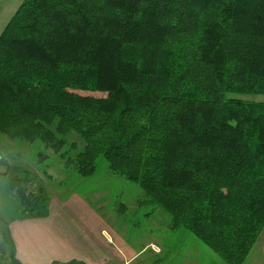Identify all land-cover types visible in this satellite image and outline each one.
<instances>
[{
    "label": "trees",
    "instance_id": "trees-1",
    "mask_svg": "<svg viewBox=\"0 0 264 264\" xmlns=\"http://www.w3.org/2000/svg\"><path fill=\"white\" fill-rule=\"evenodd\" d=\"M0 133L68 146L82 175L104 155L243 264L264 229V0H23L0 34ZM28 179L8 181L17 218L44 217Z\"/></svg>",
    "mask_w": 264,
    "mask_h": 264
},
{
    "label": "rangeland",
    "instance_id": "rangeland-1",
    "mask_svg": "<svg viewBox=\"0 0 264 264\" xmlns=\"http://www.w3.org/2000/svg\"><path fill=\"white\" fill-rule=\"evenodd\" d=\"M22 1L0 0V34ZM250 98L259 100L261 96ZM68 138L79 143L75 133ZM68 150L67 146L55 151L39 138L30 141L0 133V242L5 251L8 242L3 220L11 223L19 211L8 181L17 175L29 178L30 187H42L47 216L57 224L76 217L87 220L90 216L100 221L122 252V243L134 251L136 255L130 264H227L191 231L173 228L167 212L146 201L137 182L113 173L104 155L97 157L92 173L82 175L73 162H66L67 154L60 158L59 154ZM71 153L73 156L76 151ZM76 201L91 211L84 214ZM75 228L79 229H71ZM70 234L75 235V231ZM243 264H264V229Z\"/></svg>",
    "mask_w": 264,
    "mask_h": 264
},
{
    "label": "crops",
    "instance_id": "crops-1",
    "mask_svg": "<svg viewBox=\"0 0 264 264\" xmlns=\"http://www.w3.org/2000/svg\"><path fill=\"white\" fill-rule=\"evenodd\" d=\"M76 205L84 214L91 211L81 202L76 201ZM50 217L16 218L11 223L3 220L8 244L6 251L2 247L0 264H130L136 255L123 243L122 252L93 216L58 224Z\"/></svg>",
    "mask_w": 264,
    "mask_h": 264
},
{
    "label": "built area",
    "instance_id": "built-area-1",
    "mask_svg": "<svg viewBox=\"0 0 264 264\" xmlns=\"http://www.w3.org/2000/svg\"><path fill=\"white\" fill-rule=\"evenodd\" d=\"M2 256H3V249H2V245L0 243V261L2 260Z\"/></svg>",
    "mask_w": 264,
    "mask_h": 264
}]
</instances>
